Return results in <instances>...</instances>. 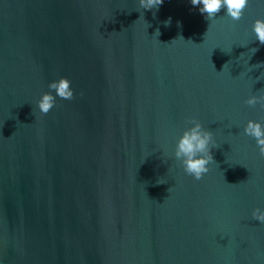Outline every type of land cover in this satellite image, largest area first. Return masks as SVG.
<instances>
[{
	"label": "water",
	"instance_id": "water-1",
	"mask_svg": "<svg viewBox=\"0 0 264 264\" xmlns=\"http://www.w3.org/2000/svg\"><path fill=\"white\" fill-rule=\"evenodd\" d=\"M199 7L0 0V264H264V157L244 133L264 125L246 103L264 96V0L239 21ZM191 119L218 146L200 180L174 156Z\"/></svg>",
	"mask_w": 264,
	"mask_h": 264
},
{
	"label": "clouds",
	"instance_id": "clouds-1",
	"mask_svg": "<svg viewBox=\"0 0 264 264\" xmlns=\"http://www.w3.org/2000/svg\"><path fill=\"white\" fill-rule=\"evenodd\" d=\"M163 2L164 0H139V6L144 10H158ZM191 4L193 7L202 5V7H199V12L205 15V19L210 22L217 17L222 9L226 10L225 14L232 21H239L247 7L248 0H191ZM164 23L165 26H169L171 18ZM253 32L256 40L261 45H264V20L258 19L255 21ZM156 33H158V36L160 35L159 30ZM257 50L256 48L252 49L253 53ZM49 88L61 99H73L74 93L71 88V82L66 78H60L58 81L50 83ZM246 103L252 107L259 104L264 108V96L253 95ZM54 106L55 97L50 93L44 94L38 102V109L42 114L49 113ZM188 123L192 124L193 127L183 132L177 142L174 156L176 160L181 162L186 175L193 177L195 180H200L209 171L208 165L215 163L211 155V149L218 148V146L213 142L212 132L205 130L201 123L195 119L189 120ZM244 133L256 140L259 154L261 157H264V125L250 120L244 128ZM252 217L254 220L264 223V211H261L259 208L253 211Z\"/></svg>",
	"mask_w": 264,
	"mask_h": 264
}]
</instances>
